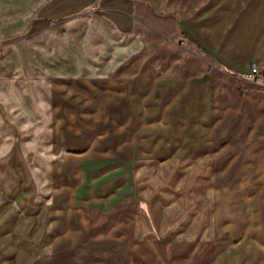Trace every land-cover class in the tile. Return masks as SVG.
I'll return each mask as SVG.
<instances>
[{
  "label": "rangeland",
  "instance_id": "374dc122",
  "mask_svg": "<svg viewBox=\"0 0 264 264\" xmlns=\"http://www.w3.org/2000/svg\"><path fill=\"white\" fill-rule=\"evenodd\" d=\"M51 1L0 0V264H139L136 250L151 238L176 247L181 262L264 264L257 250L264 247V190L245 170L251 159L238 158L246 144L237 141L254 126L264 134V108L243 105L239 83L235 89L217 78L228 97L214 90L209 125L172 112L162 121L169 99L147 96L142 84L151 80L141 78L140 63L88 66L99 52L94 41L106 43L107 56L109 38L91 28L100 23L98 5L83 11L80 0L56 9L63 26L52 22V37L45 35L67 42L73 68L40 78L36 59L22 56L42 42L34 20ZM145 67L151 75L174 70L172 63ZM67 215L101 218L100 244L66 253L59 240ZM113 218L134 219L107 239ZM136 218H148V233Z\"/></svg>",
  "mask_w": 264,
  "mask_h": 264
},
{
  "label": "crops",
  "instance_id": "0c3cea01",
  "mask_svg": "<svg viewBox=\"0 0 264 264\" xmlns=\"http://www.w3.org/2000/svg\"><path fill=\"white\" fill-rule=\"evenodd\" d=\"M65 3L67 0H52L34 20V28L42 32L38 38L43 43L35 42L37 46L34 44V47L30 41H37L36 38L28 40L32 48H29L30 51L26 49L22 57L24 61L32 57L36 59L41 67V72L38 73L40 78H51L54 73L66 76L73 68L74 61L67 59V42L51 38L52 22L59 27L63 26L62 22H57L60 19L53 17L59 13L55 10L66 5ZM95 3L98 6L94 12L101 24L94 23L91 28L93 31L108 32L109 51L107 56H103L101 48L105 49L106 43H102L100 39L94 41L93 47L99 52L93 54L92 62L87 60L88 66L114 70L118 60L124 64L140 63L142 66L139 69L141 73L143 71L141 78L151 80L142 84L147 96L156 94L169 99L160 115L162 121H167L168 114L172 112L173 117L176 116L180 121L205 119V125H209L208 120L213 118L212 108L216 101L214 90H220L219 85H214L217 78L224 79L226 83L235 82V89L239 83L243 90V105L254 111L264 108V85L260 82L264 80V0H80L77 9L85 11ZM48 34L51 35L50 38L47 37ZM86 37L88 31L82 36L80 44H85ZM46 38L49 43L43 41ZM85 59L82 58V62L78 59L77 63H81L83 67ZM147 63H172L173 74H166L165 70V75H151L144 71ZM253 64L259 71L256 77H250ZM231 90L234 89H229L230 92ZM165 93L167 97L163 96ZM220 93H223L222 89ZM155 105L157 108L162 107L161 103ZM172 105L174 107L170 110ZM178 108L179 114L175 113ZM202 123L200 122V126H203ZM257 130L254 126L252 134L243 135L242 139L237 140L246 144L238 158L251 159V163L246 161L248 168L245 170L252 174L255 188L264 190V134L257 133ZM94 196L92 194L95 207L98 196ZM92 210L94 213V208ZM63 218H66L62 226L64 232L62 231L63 236L59 241L64 243L66 253L77 249L89 253L88 246L100 244L98 241L102 238V233L98 223L101 218L92 221L85 217L70 218L69 215ZM133 219L115 218L110 228L117 229L121 223L132 222ZM136 219H142L140 222L147 224L142 229L148 233V218ZM71 224H74L73 230L70 229ZM115 229L104 234L105 238L112 239ZM126 229L132 231L133 227ZM257 250L264 255V247ZM136 251V258L141 257L139 264H198L176 260L174 256L179 254L176 247L161 246L152 238L140 243ZM148 259L152 260L151 263L144 262ZM64 264L71 263L68 260ZM126 264L132 263L126 261Z\"/></svg>",
  "mask_w": 264,
  "mask_h": 264
},
{
  "label": "built area",
  "instance_id": "2783aa9c",
  "mask_svg": "<svg viewBox=\"0 0 264 264\" xmlns=\"http://www.w3.org/2000/svg\"><path fill=\"white\" fill-rule=\"evenodd\" d=\"M257 75H259V71L256 65H252L251 66V72H250V77H256Z\"/></svg>",
  "mask_w": 264,
  "mask_h": 264
}]
</instances>
